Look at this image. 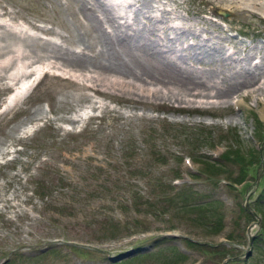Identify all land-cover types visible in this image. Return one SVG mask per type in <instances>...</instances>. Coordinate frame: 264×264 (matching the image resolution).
<instances>
[{"label": "rangeland", "instance_id": "obj_1", "mask_svg": "<svg viewBox=\"0 0 264 264\" xmlns=\"http://www.w3.org/2000/svg\"><path fill=\"white\" fill-rule=\"evenodd\" d=\"M101 1L119 25L118 36L140 49L149 46L162 60L160 50L177 54L182 73L209 86L236 74L239 80L251 75L252 83L224 96L188 94L190 101L117 85L98 92L82 82L99 73L91 65L106 59L78 0H0V17L15 24L0 25V32L8 29L7 40L19 42L16 30H23L41 49L51 48L42 45L49 42L89 61L78 66L76 79L70 68L77 66L61 60L60 68L47 70L41 65L49 60L39 59L40 77L6 109L16 84L2 80L1 264H264V232L258 234L263 173L258 184V168L249 163L238 182L234 158H227L234 165L216 162L224 148L264 164V0ZM168 23L184 34L167 35ZM106 26L115 37L114 27ZM180 169L183 178L173 180ZM182 240L186 256L174 247H183ZM224 255L233 257L223 262Z\"/></svg>", "mask_w": 264, "mask_h": 264}, {"label": "bare ground", "instance_id": "obj_2", "mask_svg": "<svg viewBox=\"0 0 264 264\" xmlns=\"http://www.w3.org/2000/svg\"><path fill=\"white\" fill-rule=\"evenodd\" d=\"M78 1L80 2L79 7H81L82 11L84 10V15L87 18H89L90 23L93 24V26H91L92 30L95 31L93 37L96 38L95 41H97L98 45L100 44L98 50L99 52H101L102 57L106 59L105 61L99 62L96 65H91L94 66L96 69H98L97 67H99L100 68L99 73L93 71L92 76L89 75L84 77V81L82 82L84 87L85 85H88L89 87H92L93 89L99 92L102 89V87L107 88V86L117 85L120 88H122V90H124V88L127 89L128 87L130 90L133 89L134 91L136 88H139L143 91L142 93H145L147 91L148 93L146 96H148V94L150 93L157 94L164 92V94L171 95L172 97L174 96L175 98L180 99L181 101H190L191 98L188 96V94L191 95L196 94L199 96L207 95V97L224 96L230 89L239 88L241 86L252 83L253 77H251V75H243L242 76L243 79L239 80L237 74L235 76L232 73L234 75L232 76V78L231 77L228 78L227 75L222 76V78L224 79V81L220 82L222 85L215 80L212 83L213 87L209 86L208 80L206 79H201V78L193 77L189 74L182 73V70L177 67V65L178 66L181 65L182 60L180 61V63H178L177 60L180 58V56H178L177 54L175 55L172 54L173 56H171L170 51H167L166 49L160 50L158 52H161L162 55L164 54L163 57H166L167 59V60H162L155 56H151L149 54V46L146 47V45H142V47L144 48L140 49L134 42H130L129 40H127L125 36L123 35L118 36L117 29H120L118 28L119 25L115 23L114 16L109 11L108 6L104 4L105 2L103 3L101 0L100 2L96 0L100 4L98 5L94 0L93 2H91V0H78ZM112 3H114L113 0ZM160 10L162 13V17L167 16L164 14L168 12V7L162 6ZM97 11L101 12V16H98L99 14H97ZM160 21L163 22L164 20L160 19ZM106 24H109L111 27H114L115 37H112L110 35V32H108L107 30L108 26L105 27ZM0 25L6 26L7 23H5L4 21H0ZM167 25L164 26V28L168 30L167 35H169L171 32L174 31L172 37H176V34L178 32L177 29H180L181 32L184 34L183 31L185 30V28H180L179 26L173 28V24L169 25V23ZM169 29H173V30L170 31ZM7 30L8 29H5L4 31ZM4 31L0 32V39H2L3 41L0 44V86L2 88H5L6 85L2 82V80L7 81V79H9V81L11 80L12 81L11 83L14 85L21 82L19 85L15 86L16 87L15 91L8 97L10 102L14 103V101L17 100V97L19 98L20 95L27 93L31 89L30 80L32 76L36 74L35 72L36 69L35 70L33 69L34 66L38 64V62H41L39 60L41 58H44L47 61L49 60L45 65L46 67L52 66L55 68H60L62 65L60 64L59 61L61 60L65 62L63 64L64 67H69V66L82 67L83 64L86 67V65L89 64V61H87L83 56L73 55L72 52L69 53L68 51H64L63 53H61L60 51L56 50V47L52 46L51 43L49 42L42 45H48L51 46V48L41 49L40 44L39 46H37V43L39 42L38 38L36 36L28 37L26 35H23L24 34L23 30H18V29L16 30L18 38L21 39L19 42L16 41L11 42L7 40L5 38L6 33H4ZM143 32H145V30H143ZM190 33L197 35V33H195V31L192 28L190 29ZM150 37L148 39L153 40V38ZM146 42L147 40L145 41V43ZM175 49L176 47L173 46L171 50L173 51ZM42 51H44L45 53L40 54L39 52ZM155 51L157 50H154V52ZM158 52L155 53L157 54ZM86 54L87 53L84 51V56H86V58H89ZM51 58H56L59 60L53 61L50 60ZM176 58L177 60H175ZM213 58L215 59L216 57H212L211 59L213 60ZM172 59L174 61H172ZM17 62L19 63V67H18V72L15 74L13 72L14 69L13 66ZM105 67L110 68L112 72L105 73L107 72ZM76 69H81V68L79 67L70 68L71 72L70 71L67 72L72 73V75L74 76L76 75L77 72ZM211 69H215V68H211ZM31 70H33V72L29 77H27L28 76L27 73L30 72ZM101 70H105V71H101ZM253 71L255 72L254 69H252V72ZM77 77L78 75H76L74 78L78 79ZM41 78L38 80V82L41 80ZM200 86H205V88L201 90L199 88ZM223 87H224V91L222 89H219ZM208 89H219V90H217L216 92H210L208 91ZM10 106L11 104H8L6 108H10Z\"/></svg>", "mask_w": 264, "mask_h": 264}, {"label": "trees", "instance_id": "obj_3", "mask_svg": "<svg viewBox=\"0 0 264 264\" xmlns=\"http://www.w3.org/2000/svg\"><path fill=\"white\" fill-rule=\"evenodd\" d=\"M168 148H170V147H168ZM225 152V151H224ZM224 152L223 153H221L220 155H219V157H220V159H221V161H216V162H222V163H227V162H229V160L230 159H227V158H229V157H232V158H234V160L237 162V165H238V169H237V173L235 174V177H234V179H236V181H238V182H241L243 179H245V176H247L249 173H248V170H249V165H247V164H249V163H253V167L256 165V167L259 165V162H260V159L258 158L257 160H251V159H245V157L246 156H243L242 154H241V152L239 151H235L234 149H226V152H225V155H223L224 154ZM225 159V160H224ZM227 159V160H226ZM241 159L243 160L242 162H241ZM230 161H232V160H230ZM181 162H182V156H181ZM229 163H231V162H229ZM234 162L232 161V163H231V165H234L233 164ZM180 175V173L178 172V174H176V175H174L175 177L176 176H179ZM226 176V175H225ZM227 177V176H226ZM227 179H229L228 177H227ZM227 183H229V182H227ZM258 197H263V198H258V203H261V204H263V206H261V214H262V225H261V229L259 230V232H258V234L259 235H261V234H263V232H264V172H263V180H262V186H261V188H260V190H259V193H258ZM133 204V206H134V208H135V205H134V203H132ZM136 209V208H135ZM242 209H244L245 210V212H246V214H248V215H250V213H249V211L247 210V208L246 207H244L243 205H242ZM136 211H137V209H136ZM187 242V241H186ZM188 242H191V243H193V242H195V241H192V240H189ZM174 247H176V246H174ZM176 250H177V254H181L182 256H186L187 254L186 253H184V251H182V250H179L177 247H176ZM224 257H227L226 255H224ZM223 257V258H224Z\"/></svg>", "mask_w": 264, "mask_h": 264}, {"label": "water", "instance_id": "obj_4", "mask_svg": "<svg viewBox=\"0 0 264 264\" xmlns=\"http://www.w3.org/2000/svg\"><path fill=\"white\" fill-rule=\"evenodd\" d=\"M221 13H222L223 15H227V12H226L225 10H221ZM260 164L262 165V161H261ZM258 179H259V174L257 175V182H258Z\"/></svg>", "mask_w": 264, "mask_h": 264}]
</instances>
